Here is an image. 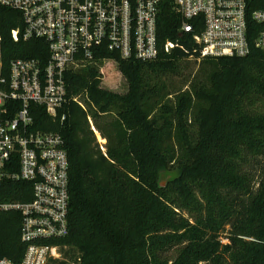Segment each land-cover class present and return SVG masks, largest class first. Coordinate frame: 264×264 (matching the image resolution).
I'll use <instances>...</instances> for the list:
<instances>
[{
  "label": "trees",
  "instance_id": "trees-1",
  "mask_svg": "<svg viewBox=\"0 0 264 264\" xmlns=\"http://www.w3.org/2000/svg\"><path fill=\"white\" fill-rule=\"evenodd\" d=\"M180 24L163 1L158 42L179 46L152 61L116 57L105 70L110 81L120 73L116 89L95 66L72 69L67 94L84 107L71 100L63 121L38 109V128L62 135L69 160V233L52 241L60 256L49 264H264V54L201 58ZM22 29L19 12L0 6L4 64L46 58ZM19 219L0 212V257L23 253Z\"/></svg>",
  "mask_w": 264,
  "mask_h": 264
},
{
  "label": "built area",
  "instance_id": "built-area-1",
  "mask_svg": "<svg viewBox=\"0 0 264 264\" xmlns=\"http://www.w3.org/2000/svg\"><path fill=\"white\" fill-rule=\"evenodd\" d=\"M163 1L0 0L19 12L22 40L44 41L47 49L45 59L17 57L8 64L0 52V212L19 214L24 244L17 260L2 256L0 264H49L60 256L52 241L69 233L68 153L59 132L38 128V109L63 121L71 100L84 107L67 94L65 73L72 69L92 65L104 78L106 63L115 66L116 57L152 61L179 46L158 42ZM169 1L199 57H242L252 47L264 54V8H252V0ZM11 33L17 40L19 30Z\"/></svg>",
  "mask_w": 264,
  "mask_h": 264
},
{
  "label": "rangeland",
  "instance_id": "rangeland-1",
  "mask_svg": "<svg viewBox=\"0 0 264 264\" xmlns=\"http://www.w3.org/2000/svg\"><path fill=\"white\" fill-rule=\"evenodd\" d=\"M188 62H189L188 63L189 68L185 71V73H186V77H188L190 79L191 76H192V74H194L197 71L198 62L199 61L191 58V59H188ZM106 65H109L111 68H115L114 63L109 62V63H106ZM101 78L103 79V76H101ZM121 81H122V77H121V75H120L119 72H116L115 77L112 79V81L108 80V76L106 77V75L104 76V79H103V82H104V84H106L107 87L115 88V89L120 86V84L122 83ZM174 82L178 86H180V84H181L180 78L174 80ZM185 86L186 85H184L182 87H185ZM88 121H90L89 122L90 128L93 130V134L95 135L96 141L99 143V145L101 146V148L105 151V143H106V140L103 137H101V135L99 134V132L94 128L93 121H92V119L90 117H89V120ZM162 179L164 181V178L163 177H162Z\"/></svg>",
  "mask_w": 264,
  "mask_h": 264
},
{
  "label": "water",
  "instance_id": "water-1",
  "mask_svg": "<svg viewBox=\"0 0 264 264\" xmlns=\"http://www.w3.org/2000/svg\"><path fill=\"white\" fill-rule=\"evenodd\" d=\"M164 182H165V179L163 181V179L161 178L160 181H159L160 186H163L165 184Z\"/></svg>",
  "mask_w": 264,
  "mask_h": 264
}]
</instances>
